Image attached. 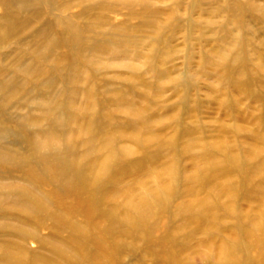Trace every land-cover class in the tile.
Masks as SVG:
<instances>
[{
	"label": "rangeland",
	"instance_id": "374dc122",
	"mask_svg": "<svg viewBox=\"0 0 264 264\" xmlns=\"http://www.w3.org/2000/svg\"><path fill=\"white\" fill-rule=\"evenodd\" d=\"M17 1L0 0V31H12L0 35V264L21 248L24 264L28 252L58 260L48 237L71 229L50 213L88 222L82 207L96 196L116 208L114 227L97 220L107 251L92 261L87 246L79 264H264V0H36L41 14ZM57 40L76 67L49 61ZM74 96L98 107L97 124L121 125L110 131L128 152L78 201L51 184L62 186L74 162L83 170L91 160L93 178L105 157L93 148L108 132L87 135L89 110L72 108ZM57 101L72 118L53 115Z\"/></svg>",
	"mask_w": 264,
	"mask_h": 264
},
{
	"label": "bare ground",
	"instance_id": "6f19581e",
	"mask_svg": "<svg viewBox=\"0 0 264 264\" xmlns=\"http://www.w3.org/2000/svg\"><path fill=\"white\" fill-rule=\"evenodd\" d=\"M10 1H17V0H10ZM90 1H95V0H90ZM12 6H15L17 9H21V10H27V11H31L32 13L35 14H41L43 12V10L40 8V5L38 3H36V0H19L15 3L12 4ZM99 7H103L104 9L109 8V6H105L100 5ZM97 7L94 5H91V7L89 8V12L93 13L96 12ZM88 11V10H87ZM79 15H77L75 18L79 19ZM6 19V18H5ZM13 25H16L15 23H13ZM39 34H41L40 30H37ZM115 32H117L118 34L121 33L120 35H124L126 37V39L124 40L125 43L129 44L132 41L131 36L125 35L124 33L125 30L122 29H115ZM11 30H6V29H2L0 31V35L3 37H9L11 34ZM45 36V37H44ZM78 36V35H77ZM120 36V38H121ZM42 38H44V40H42ZM30 39V37L28 38H24L25 41H28ZM46 35H42L41 36V42L43 43L44 41H46V43L49 46L50 40L46 39ZM2 41H7L5 39H2ZM59 41H54V52L52 49H50V55L55 54V56H51L49 57L48 55H46L44 58L46 60L47 57H49V61L54 60L55 62H60L62 63L63 60L67 61L69 67L73 68V66H75V64L77 63V61L74 59V57H70V56H60V50L62 49V47H58L59 45ZM123 42V41H122ZM109 44V43H108ZM98 47V46H97ZM95 52L97 54H103L104 51L102 50V48H100V46L96 49V47L94 48ZM38 52L42 53L43 48L39 47L38 48ZM75 60V61H74ZM76 67V66H75ZM79 68H80V63H79ZM81 69V68H80ZM81 73V71H80ZM35 75H37L36 81H41L42 79L45 81V79L47 78L48 74H46L45 72H43V70L41 69H36ZM78 81V80H76ZM19 86L21 87L20 90V94L27 91L30 86L27 85L25 82L20 83ZM75 91V90H74ZM76 93V92H75ZM92 94V93H90ZM89 94V95H90ZM33 95V93H32ZM93 95V94H92ZM89 98L91 99V97L89 96ZM77 100V96H74L73 98L70 99L71 104H72V108L77 107L78 108V112H83L86 110H89L84 118V121H86L87 123V135H92L94 132L97 131H103V129H105V131H107V136L106 138L104 137V143L101 146H97L95 144V142L93 141V144H95L94 148L97 151L98 157L97 159L100 160L102 158V154H105V157L101 160V165L98 167V171L94 174L95 176L93 178L90 177V174H92V170L94 169L92 166V162L91 160L86 162V164L83 165V170L81 168V166H76V162H74L73 164H69L70 166L65 167V169H62V172L66 173L67 176V180L65 181V183L62 186H58L54 183L51 184L53 190H59L61 188L62 191L64 192H71V195H73V198L75 201H78L79 199V195H83L84 192H87V194H91V192L93 190H95V188L97 186L96 183L98 182V180L101 178L100 177V173L104 175V173H106L109 168L112 166V161L115 158H118L116 156H122L123 155H127V151L125 150H116L115 145L118 144L119 138L115 135H112V132L110 131V126L112 127H116V129H120L121 125L117 126L114 125L116 123H114L113 119L110 118V116H108V119H105L106 121L110 122V124H104V122L98 123L96 122V118L94 117V114L90 115V113L97 111L98 107H95L94 103L88 104V107H85V105H82L84 103H79L77 105H75ZM98 104V103H97ZM90 105H91V109H90ZM99 105V104H98ZM55 108L57 109L55 112L52 109V113L53 115H58L61 119L65 120V119H69L72 118L71 113L67 115H64L63 113H60L58 110L61 108V105L55 104ZM56 118H58L56 116ZM80 134L75 133V132H71L70 133V137L76 136V138L79 136ZM24 136H27L26 133H24ZM90 136H88L89 138ZM118 138V139H117ZM91 142V141H90ZM72 144L71 142H68L67 145ZM78 145H75L73 147V157H76L77 153L75 151V149H79ZM82 148V147H81ZM67 149V146H66ZM81 152V150H80ZM119 152V153H118ZM91 152L89 151H83L80 153L81 157H83L84 155H88ZM91 157V156H90ZM89 157V158H90ZM79 163V162H78ZM90 167H92L91 169H89ZM53 169H55L53 167ZM89 169V170H88ZM89 173V174H88ZM88 174V176H87ZM55 175V180H57L58 178L62 177L61 173L55 169L54 172ZM79 175V176H78ZM113 182V181H112ZM51 186H49L51 188ZM56 186V188H54ZM109 185H106L105 187V191H108ZM111 193V192H110ZM110 198L113 200L116 198L115 194H110ZM20 199H23L24 196L23 194L19 196ZM98 201L102 206V208H97L94 207V205H92V201ZM91 202L87 201L84 202L85 205H83L82 207V212L83 214H85V216L88 218V222H83L82 219H72L70 218V216H64L62 218H60L59 216L55 215L54 213H50L49 218H51V220L54 222V224H56V226L58 224H63L64 226V230L66 231L65 228L71 229V232L69 233V237L63 238L62 237V232L59 231V229H57L55 231L56 234H51L52 237H48V239L53 240V244L57 245L60 248L54 247L51 248V252L54 256H56L58 258V260H52V259H43L42 257H40V255H37V253H29L28 252V256L35 258L33 260V264H79L78 261H88L91 257L88 258V256H86V249L87 246H92L94 248V254L93 257L90 259L92 261L96 260L97 258H99L102 254L104 255V252L107 251V244L105 243L104 239L99 238L98 236H95L93 233V225L95 227V225L97 224V220L100 221L101 219L107 220L108 222V230L110 229V231L107 230L108 234L112 231V228L114 227V225L111 224L115 222V215L117 213L116 208H112L109 209L108 208V203H109V199L108 198H97V196L95 198L91 199ZM29 206L32 207L34 210H41L43 208L44 211H47V207L44 204H40L38 203L36 200L33 201H29L28 202ZM77 208V207H76ZM109 209V211H107ZM74 212V210H73ZM80 212V211H79ZM79 216V214H77ZM82 216V214L80 215ZM92 219V220H91ZM129 219L132 220L131 222L134 224H142L143 222V217H141V215L137 216L135 219H132L129 215ZM80 220V221H79ZM118 225V224H117ZM119 227V226H118ZM106 227H104L103 229H105ZM126 228V227H125ZM124 228V230H125ZM129 232V231H128ZM126 233V232H125ZM67 234V233H66ZM127 234V233H126ZM129 236V234H128ZM16 237V235H15ZM19 237L21 238V236L19 235ZM25 237H28V235H26ZM102 237V236H101ZM129 238V237H128ZM104 244V246H102V249H100V246ZM45 244L41 245L44 246ZM133 246V245H132ZM131 246V247H132ZM45 247V246H44ZM44 247H40L41 250H45ZM17 256L20 259H13L11 256H6L4 258V262L3 264H24L25 260L24 257L26 256L24 254V250L21 248L18 252H17ZM24 256V257H23ZM6 261H9L10 263H6ZM1 263V262H0Z\"/></svg>",
	"mask_w": 264,
	"mask_h": 264
}]
</instances>
